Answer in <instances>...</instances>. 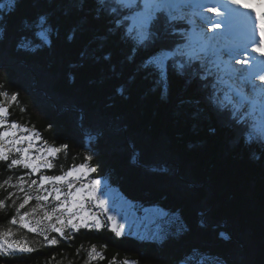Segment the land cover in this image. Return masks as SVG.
<instances>
[{
    "label": "trees",
    "instance_id": "1",
    "mask_svg": "<svg viewBox=\"0 0 264 264\" xmlns=\"http://www.w3.org/2000/svg\"><path fill=\"white\" fill-rule=\"evenodd\" d=\"M104 3L0 0V264H264V142L218 102L213 77L179 65L181 23L161 17L141 43L143 25L119 27L124 15ZM34 143L35 172L10 166L33 164ZM94 181L115 191L109 213L90 192L74 203L71 192ZM61 205L82 211L78 229ZM13 242L33 251L5 250Z\"/></svg>",
    "mask_w": 264,
    "mask_h": 264
},
{
    "label": "rangeland",
    "instance_id": "2",
    "mask_svg": "<svg viewBox=\"0 0 264 264\" xmlns=\"http://www.w3.org/2000/svg\"><path fill=\"white\" fill-rule=\"evenodd\" d=\"M185 0H180V1H176V0H171V3H174L173 4V6H175L176 4L175 3H181V2H184ZM191 1H194L195 2V6H202V2H203V0H191ZM213 1H215L217 4L219 3V1H221V0H213ZM252 1H254L255 2V7L257 6V7H260V9H262V4H263V1L264 0H239V2L238 3H232L231 2V0H224L223 2H220V7L221 8H223V9H226V10H229V14L230 15H233V14H237L238 12H239V6H240V4H241V2H244V3H246V4H249V3H251ZM205 2V1H204ZM206 3V2H205ZM209 8H212V7H210V5L208 4L207 5V3H206V6L204 5V10L202 11V12H198V14L200 15V16H202V15H204L205 13H207L208 14V12L210 13V16H209V18H208V21H209V23H208V27L209 26H213V24H210L212 21H214L215 20V17H214V13H213V11H209L208 9ZM214 8H216V7H214ZM221 8H219V9H221ZM258 17L260 18V19H263L264 20V13H263V11H261L260 12V14H258ZM190 18H193V19H195V25H196V22H197V17H196V13H194L193 11H190V12H187L186 11V14H184V19H188V20H190ZM231 19V18H230ZM253 22V23H255L252 19H246V20H243V21H236V22H234L233 23V27H231V29H230V32H231V34H229L230 35V40H231V45H229V44H227V47H226V44L224 43V41H230L229 39H227L226 37H223V38H225V39H223V38H220V39H217V38H215V37H218L219 36V33H218V31L216 32L215 30H216V27L214 28L215 30L213 31V33H215V37L214 36H212L211 34V38H212V41L210 40V41H207V50H206V52H204V51H197L196 50V48H195V46L196 45H201V42H199L201 39H199V40H196V38H195V40H193V42L191 43V44H187V46H186V48H185V50L186 51H189V53L191 54V56H193V57H196V58H200L199 59V62H200V64H201V66H202V69H203V72H205L206 71V68H207V63H206V61L201 57V55L200 54H203L204 53V56H205V58H207V59H209L208 57H209V55H210V50H214V52H226V53H228V60L230 61V62H236V63H238V65L239 66H243V63H242V61H244V60H242V59H240L239 57L237 58V59H233V57H232V55H234L233 54V47L232 46H234V48H236V46L234 45L235 44V37H236V34H238L239 32H241V31H244V30H246V29H248L249 27H250V23L249 22ZM257 23L258 24H260V26H262L263 25V27H261V31H262V29H264V22L262 23V21H260L259 19H257ZM125 24V23H124ZM197 28H201L200 26H198V27H196L195 26V28L192 30V33H195V31L197 30ZM126 29L128 30V32H130V30L132 29V24H130V23H128L127 25H126ZM249 34H252L253 35V37H254V39H255V35H254V32H250ZM223 35V34H222ZM43 36L44 37H46V35L45 34H43ZM262 36V35H261ZM202 39H203V37H202ZM262 39V38H261ZM247 42H248V40H247ZM228 48H229V52H228ZM264 41L262 42V45H261V52H264ZM163 57V56H162ZM157 64H163V62H164V58H159L157 61H155ZM250 62L252 63V61L250 60ZM225 63L223 62V61H221V62H219L218 64H217V71H221L224 67H223V65H224ZM246 65H247V63H245ZM209 65H212V62H210L209 63ZM259 69H261V68H259ZM255 73V71L253 70L252 71V73L249 75V79H251L252 77H253V74ZM257 73H259V71L257 72ZM263 74H264V68H263ZM238 85H242V87L244 88V90L247 92H249V91H251V89L249 88V86H248V84H247V82H246V80H239L238 81ZM253 88H255V87H257V85H255V87L254 86H252ZM235 88H237V85L235 86ZM227 90V91H226ZM224 92L223 91V89H221V88H218L217 89V92H216V94H215V97L217 98V100H218V102L219 103H222V100H221V94H220V92ZM225 91L226 92H228L229 93V95L233 98V99H235L234 98V96L235 95H232L231 94V91H232V89H231V87L229 86V87H226L225 88ZM257 98H258V100H259V102L260 103H254V105H253V103H247V101H245L244 99H242L241 100V103H240V105H242V107L243 108H247V110H249V111H252L253 110V107L255 106L256 108H257V110H263L264 111V100L262 99V97H261V95H259V96H257ZM250 100H252V99H250ZM222 108H224V106H222ZM3 119H4V121L1 119L0 121H2L3 123H0V128H2V129H5L6 130V123H5V119H6V117L5 116H3ZM17 134L19 135V136H25V138L23 139V142H25V139H27V138H29L30 140L32 139L31 138V135L30 134H32L31 132H29V133H27V131H24V130H18L17 131ZM244 137V136H243ZM20 141L22 142V139H20ZM32 141V140H31ZM33 141H36V140H33ZM5 142H7V143H11V140H5ZM255 142H257V143H263L264 142V137L263 136H260V138H259V136H256V140H255ZM256 143V144H257ZM36 149V146H35V143H34V145H31L30 146V152H29V157L31 158V160L34 158V154H32V151L33 150H35ZM43 152H44V149H43ZM48 156V155H47ZM33 161V164L35 165V162H39V164H41V163H43V159H41L40 157L38 158V159H34V160H32ZM28 163V162H27ZM62 182H64V183H66V180H62ZM60 189V188H59ZM71 191H72V188H71ZM79 192H77L76 191V193H73V192H71V194H72V196H73V199H74V203H75V205L77 206H79V205H81L82 206V204H83V200L85 201V198H86V195H87V192H90V193H92V194H94V195H96V196H99L100 197V200L101 201H103V205H104V210H105V212H110L111 211V207H113L114 206V204H112L111 202H109L110 200H111V198H113V196H114V193H115V191L114 190H110V191H105V190H102L101 188H100V185H97V184H94L93 185V187H90V186H86L85 185V188H81V189H79L78 190ZM61 197V196H60ZM56 200V199H55ZM60 200H63V198H61ZM60 200H56L57 201V203H58V206H59V201ZM64 201V200H63ZM105 204H106V206H105ZM102 205V206H103ZM124 206V205H123ZM82 207H84V206H82ZM35 208V207H34ZM34 208L32 209L34 212H37L36 210H34ZM41 209L39 210L40 212H41V216L43 217V218H45V219H48V217L50 216L49 214H50V212L49 211H47V209H45V208H43V207H40ZM35 209H37V208H35ZM62 209L65 211V214H63L62 213V215H59L60 217H66L67 218V223H68V220L71 218L72 219V224H74L75 222H76V220H78V221H82L83 219H82V211H76V213H73L72 214V212H70V213H67L66 214V208H65V205H64V207H62ZM34 212L33 213H31L32 215H35L34 214ZM97 215V212H95L94 214H93V216H96ZM86 218H88V219H90V218H92L91 216H87ZM160 225H156V226H154L151 230H148V229H146L143 233H144V236L145 237H150L151 235H153L155 232H158L159 231V233L162 231V224H161V222L159 223ZM61 225H63V223L61 224ZM65 225H66V223H65ZM57 229H60V227L59 228H57ZM58 233V232H57Z\"/></svg>",
    "mask_w": 264,
    "mask_h": 264
},
{
    "label": "snow or ice",
    "instance_id": "3",
    "mask_svg": "<svg viewBox=\"0 0 264 264\" xmlns=\"http://www.w3.org/2000/svg\"><path fill=\"white\" fill-rule=\"evenodd\" d=\"M232 3H238L239 0H231ZM142 10L144 11L145 13V17H144V22H143V29H144V33L145 35L143 36L142 40H141V43H143L144 40H147L148 38V28L157 20H159L161 17H164L166 18L167 20H172L174 18L173 16V13L174 11H178V9H176L173 5L171 4H168V5H165L161 2V0H143L142 2ZM209 11H213L214 9L212 8H209L208 9ZM217 15H220L219 12H217ZM220 24L217 23L216 24V27H219ZM262 34H264V29H262ZM253 51L254 52H261V49L259 47H256V48H253ZM261 54H264V52H262ZM260 80H261V83H264V76H261L260 77ZM13 100H15L16 98L15 97H12ZM7 110L6 109H3V108H0V115H4L6 114ZM0 123H3L2 121H0ZM11 127L12 128H17L18 126L13 123L11 124ZM5 136L9 135V133H4ZM13 143L15 144H19L21 143L20 140H16L14 141ZM17 152H23L25 155H27V152H28V149H20V148H17L16 149ZM59 149H53L52 152H58ZM0 159H3V160H7L8 159V156L0 151ZM23 163V166L26 167V168H31L33 170V172H35L37 170V167L36 165L34 164H31V163H24L22 160L20 159H14L11 161V165L10 166H15V165H19V164H22ZM52 165L51 164H48V167H51ZM73 175V172L72 171H69L67 173V176H72ZM65 177H61V176H58V177H55L54 179L56 181H62ZM21 181H23V177H20L19 178ZM50 178L49 177H41V184H43L44 182L48 181ZM33 183H35V181H33ZM96 182L94 181L93 184H95ZM69 187L71 188V185H69ZM55 191L57 192V195L55 197L56 200H59L60 199V190L59 189H55ZM37 199H47V197H40L38 196ZM100 206L103 205V201H99L98 202ZM20 207H24L23 204L20 205ZM61 208L64 207V205H61L60 206ZM56 211H59L60 208H57L55 209ZM69 212H71V209H68ZM49 219L51 217H48ZM24 216H21L20 217V221L22 222V225L23 227H26L29 231H32V232H35L36 229L35 228H32L30 227V225L26 224V223H23L24 222ZM94 221H95V226L97 229L103 227L101 221L98 219V218H93ZM108 220L109 221H113V218L111 216L108 217ZM61 223L63 221H60ZM12 223L15 224L16 223V220L13 219L12 220ZM68 224L70 226L73 227V229H78V225H74L72 224V219L70 218L68 220ZM84 227H90V225L85 221L83 223ZM54 231L58 232L61 236H63V231L61 229H53ZM113 231L116 232V235L119 236L121 235V232L120 231H116L115 228H113ZM48 238L45 237V240H47ZM49 244L51 245H55L57 243V241L55 239H52L50 241H48ZM12 249L13 251H18V252H21V253H24V252H31L33 251L32 248H30L29 246H27V244H21L20 242H13L11 244H8L5 248V250L7 249ZM95 253V249L93 248L91 250V252L89 253V258L90 259H94L95 256L93 255ZM125 264H127V262H125Z\"/></svg>",
    "mask_w": 264,
    "mask_h": 264
},
{
    "label": "bare ground",
    "instance_id": "4",
    "mask_svg": "<svg viewBox=\"0 0 264 264\" xmlns=\"http://www.w3.org/2000/svg\"><path fill=\"white\" fill-rule=\"evenodd\" d=\"M169 2L171 1V0H168ZM221 1H219V3H220ZM253 16L255 17V14L253 13ZM257 19H259L260 21H262V23L264 22V20L263 19H260L259 17H258V15H257ZM258 24V23H257ZM258 26H259V32H260V39L262 38V39H264V34H262V31H261V27H263V25L262 26H260V24H258ZM215 30V29H214ZM216 32L218 31V29L216 28V30H215ZM219 31H221V29H219ZM244 32L243 31H241V32H239L238 34H236V37H235V46H236V48H234V50H235V52H237V53H239V56L241 57V58H243L244 60H247V64L249 65V64H251L252 65V70H254L255 69V71H256V67L250 62V58H251V56L249 55L248 57H246V52L244 51V48L246 47L247 49H248V45H250V44H248V43H250V42H252L253 41V39L252 38H250V37H242V34H243ZM252 35V34H251ZM262 35V36H261ZM253 36V35H252ZM221 37V36H220ZM241 37H242V39H241ZM223 38V37H222ZM223 39H225V38H223ZM247 40H248V42H247ZM255 41V40H254ZM230 42H231V40L230 41H224V43L226 44H229L230 45ZM227 44H226V47H227ZM261 45L262 44H256V43H254V44H252V50H253V48H256V47H259L260 49H261ZM244 46V47H243ZM250 49V48H249ZM264 50V49H263ZM260 53H262V52H260ZM263 56H264V54H262ZM225 62H226V65H227V60H225ZM263 65V64H262ZM264 66V65H263ZM231 67L232 68H236L237 66L236 65H234V64H231ZM242 69H243V67H242ZM256 74H258L257 72H255ZM261 76H264V74L262 73H259L258 74V78H257V81L258 82H255L254 83V81L255 80H251V81H249V83L251 84V86L253 85V86H255V85H257L258 87L261 85V80H260V77ZM219 77H220V74L218 73L217 74V76H216V78L217 79H219ZM248 83V82H247ZM257 87V88H258ZM220 94H221V96H227L228 97V95H229V93L227 92V95L224 93V92H220ZM82 175V174H81Z\"/></svg>",
    "mask_w": 264,
    "mask_h": 264
}]
</instances>
